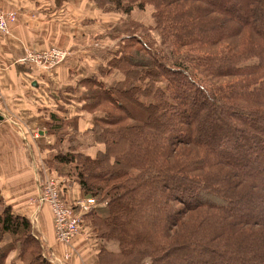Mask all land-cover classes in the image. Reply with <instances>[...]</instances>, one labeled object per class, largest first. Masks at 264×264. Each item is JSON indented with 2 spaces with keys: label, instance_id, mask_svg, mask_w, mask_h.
I'll return each mask as SVG.
<instances>
[{
  "label": "trees",
  "instance_id": "1",
  "mask_svg": "<svg viewBox=\"0 0 264 264\" xmlns=\"http://www.w3.org/2000/svg\"><path fill=\"white\" fill-rule=\"evenodd\" d=\"M87 1L125 17L151 5L160 38L113 29L116 46L39 127L66 142L49 174L106 208L82 216L118 244L99 245V264H264V0ZM0 264H57L1 194Z\"/></svg>",
  "mask_w": 264,
  "mask_h": 264
},
{
  "label": "crops",
  "instance_id": "2",
  "mask_svg": "<svg viewBox=\"0 0 264 264\" xmlns=\"http://www.w3.org/2000/svg\"><path fill=\"white\" fill-rule=\"evenodd\" d=\"M0 6L5 11L16 12V20L9 24L8 33L0 32V112L2 106L6 110L2 113L4 115L0 113L3 116L0 120V194L5 205L29 219L32 215L37 216L30 199L37 194L38 176L44 169L43 160L49 149L40 148L36 141L39 139L41 143L46 139L47 143H51L53 140V135L39 128V117L49 111H58L53 96L59 97V89L52 85L53 80L63 83L73 70L77 76H87L102 64L101 56L98 58L96 53L101 42L89 44L88 54L82 44L89 42L91 35L97 33V20L88 29L82 24L91 15L102 21L103 11L89 6L87 0H0ZM52 46L68 51L65 61L56 68L46 69L47 72L38 71L21 60L24 51L29 48L41 50ZM78 113L74 111L66 116ZM88 125L89 122L80 115L76 138L83 150L95 145L93 135L87 130ZM68 188L66 201L84 197L76 185ZM96 210L101 215L107 212L103 206H97ZM81 239L77 237L73 242L72 255L67 261L69 264H85L81 255L88 248L80 244ZM50 249H54L52 254L57 253L58 257L63 251L52 246ZM110 249L117 251L115 245Z\"/></svg>",
  "mask_w": 264,
  "mask_h": 264
},
{
  "label": "rangeland",
  "instance_id": "3",
  "mask_svg": "<svg viewBox=\"0 0 264 264\" xmlns=\"http://www.w3.org/2000/svg\"><path fill=\"white\" fill-rule=\"evenodd\" d=\"M92 7H90V8L88 7V8L91 9ZM102 11H103L102 12V21H100L99 17L96 18V17H94V15H91V16H88V18H86V22L82 24V27L85 26V28L88 29L89 26H94L93 25L94 20H97V33H93L91 35L89 42L85 41L83 43L81 41L85 47V50H87V54L89 52V47H88L89 44H91L95 41H97V42L104 41V42H102L101 46H99V50L96 51V53H97L98 58L100 56L102 58H105V55H106L105 52L108 51L107 49H113L117 44V40L114 38L115 36L112 35L113 29H114V31H117L120 29L127 28L126 29L127 34L132 33V34H135L137 36L143 35L146 38L152 37L153 40L159 42L160 38H159L158 32L155 30H152L150 33L147 30L148 28H153V26H154L153 7L151 5H146L143 9L134 8L132 13H130L129 17H125V15H123L121 13V11L117 10L118 11L117 12L111 6H108L104 9H102ZM124 21H125L126 26L123 25ZM135 23L142 24L143 28L137 29L135 27ZM51 48H59V49H62L66 52V57L61 62V63H63L68 56V51L64 48L59 47V46H52L50 48L41 49V50L29 48L26 51H24V55H23L21 60L24 61V63H29V65L31 64V66L33 68L35 67L38 71L47 72L46 68L43 65L37 64V63H35L34 60L29 59L27 57V53L29 52V53H35L36 54V53H40L43 51H47L48 49H51ZM61 63H58V64H61ZM57 65H55V68ZM69 75H70V77L68 79H64L63 83H57L58 80L57 81L53 80L52 85L55 88H58L59 89V90L57 89L58 91H63L64 89H67L68 92H70V88H74L76 86L75 82L79 81L83 76L75 75L74 70L69 72ZM59 97H60V95H59ZM68 99L69 98L67 96H66V99H64V100L61 99L60 108L69 102ZM75 100H77V99L75 98ZM2 105H4V104L2 103ZM1 110H2V113H6V110H4L3 106H2ZM48 113L46 115H40V117H39L40 121L38 124L39 127H41L43 125V122L46 121ZM59 114L62 115L61 113H59ZM2 115H4V114H2ZM13 121L15 123H17L14 119H13ZM8 123H9V121H8ZM20 124L21 123L19 122L18 125H20ZM41 130H43V129H41ZM69 130L70 129H68V131ZM68 134H72L71 130H70V133H68ZM71 136L72 135H70V136L65 135L64 139H68ZM52 137H53V140L51 143H47L46 139H43L44 140L43 143L47 144L49 146V147H45V148H49V149H48L47 157H45V159L43 160L44 161V165H43L44 169L46 168V165L48 163L47 161L51 158V155L55 152V149L58 147L63 148L66 145V142H62L60 146H57L58 144L54 143L56 141V138L54 136H52ZM36 144L38 146H40L39 139H38V141H36ZM76 146H77V144H76ZM44 169L40 170V173L38 176L37 194L42 190L41 185H42V181L44 179V173H43ZM56 177L59 179L66 180L65 183L67 185H70V187L74 185V183L71 179L63 178V177L58 176V175ZM68 187H66V188H68ZM37 194L30 199V203L32 204V206L34 205L35 207H36V204L32 203V200L37 197ZM85 197H87V196L78 198V199L73 200L71 202H68V201L67 202L65 201V202L68 206H72L74 204V202H76L79 199H83ZM43 206L41 207V208H43L42 212L40 211L41 208L39 210H37V216H35L36 219H35V221H33L34 223H31V224H32L33 231H34L35 235L39 238L40 241H42L44 243L45 248L47 250V255H49L52 259L53 258L52 253H54L55 251H54V249H52L53 251H51L50 246H52V248L53 247L58 248L59 250H64V247L60 246L61 244L55 240L54 233H53V226H52V215H51V210H50L49 206H47V205H43ZM97 206L102 207L103 204H101L100 202H98L96 200V207ZM29 219L32 220L31 216ZM81 222L83 225L85 224L83 219ZM42 228H44V230H42ZM82 229L84 232V236H83V239H81L80 244H84L88 248L87 251L84 253V255H87L86 258L84 257V255H81L84 258L85 264H99V261L97 260V257H96V253H97V251H99V248H100L99 245H102L104 248H106L109 251H111L110 248H112V246H114V245H115V248H118V244L116 241H111V240L105 241V240H101V239L97 240L96 237L94 236V233L92 231H90L88 225H86V226L84 225V227H82ZM49 244H50V246H49ZM108 247H110V248H108ZM62 254H63V251L59 255L62 256ZM56 255H57V253H56ZM73 257H75V256H73ZM57 264H59V263H57Z\"/></svg>",
  "mask_w": 264,
  "mask_h": 264
},
{
  "label": "built area",
  "instance_id": "4",
  "mask_svg": "<svg viewBox=\"0 0 264 264\" xmlns=\"http://www.w3.org/2000/svg\"><path fill=\"white\" fill-rule=\"evenodd\" d=\"M16 20L15 11H5L0 6V32L8 33L9 24ZM27 57L34 60L35 63L43 65L46 69H51L58 63H61L66 57V52L59 48H51L40 53H27ZM44 179L42 181V190L37 197L32 200L36 204V210L43 205L49 206L52 215V226L55 240L64 247L63 255L58 257L53 255V261L64 264L72 255V241L77 236H84L82 230V215L90 209L96 207V200L93 197L79 199L72 206H68L63 200L60 190L70 185L66 180L52 176L44 169ZM31 223H34L35 216H31Z\"/></svg>",
  "mask_w": 264,
  "mask_h": 264
},
{
  "label": "water",
  "instance_id": "5",
  "mask_svg": "<svg viewBox=\"0 0 264 264\" xmlns=\"http://www.w3.org/2000/svg\"><path fill=\"white\" fill-rule=\"evenodd\" d=\"M0 120H3V116L0 114ZM42 133V131H40Z\"/></svg>",
  "mask_w": 264,
  "mask_h": 264
}]
</instances>
